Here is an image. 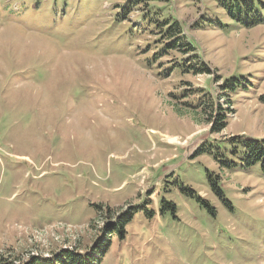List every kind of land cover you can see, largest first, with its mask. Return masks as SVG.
I'll use <instances>...</instances> for the list:
<instances>
[{
    "label": "rangeland",
    "instance_id": "1",
    "mask_svg": "<svg viewBox=\"0 0 264 264\" xmlns=\"http://www.w3.org/2000/svg\"><path fill=\"white\" fill-rule=\"evenodd\" d=\"M230 1L0 0V264H264L261 165L225 164L264 140V24ZM173 22L211 74L174 68Z\"/></svg>",
    "mask_w": 264,
    "mask_h": 264
},
{
    "label": "trees",
    "instance_id": "2",
    "mask_svg": "<svg viewBox=\"0 0 264 264\" xmlns=\"http://www.w3.org/2000/svg\"><path fill=\"white\" fill-rule=\"evenodd\" d=\"M256 2L255 0H236L235 2L230 1L224 6L228 10L227 13L230 19L244 25L245 27L252 28L264 24V0H257ZM159 34H161L167 41L165 43V53L177 51L182 55H188V59H182V64L179 63L178 65H175L174 68L179 66L180 71L182 70L183 73L185 72L184 74H211V69L207 65H199V61L195 59L198 57L192 55L194 51L193 46L188 41L182 26L178 22L170 24L167 31L161 29ZM242 79L243 77L233 78L232 80L227 81L228 84L223 85L224 92H227L229 95H236L242 92L244 88L247 89V86H243L244 83L240 84ZM209 117L210 118H207V122L211 125L210 131L212 134L220 133L227 128V114L223 109L220 110L219 113L210 111ZM231 141L232 143H230L234 145V155L237 156V159L236 162L226 161L225 164L228 165V167H237L239 161L240 166H244L246 170L260 164L261 172L264 174V140L259 141L254 139L249 140L237 138L231 139ZM200 151L203 152L204 150ZM217 181L218 179L215 182L212 181V189L222 196L223 191L219 187ZM193 194L194 192L191 191V195ZM197 199L200 200L199 197H197ZM105 252L106 250L102 253L104 254ZM100 262V257L89 252L85 255L74 252H64L63 254L56 256L53 260L49 259L43 262L35 261L32 264H100Z\"/></svg>",
    "mask_w": 264,
    "mask_h": 264
},
{
    "label": "bare ground",
    "instance_id": "3",
    "mask_svg": "<svg viewBox=\"0 0 264 264\" xmlns=\"http://www.w3.org/2000/svg\"><path fill=\"white\" fill-rule=\"evenodd\" d=\"M175 140V139H174ZM173 141V140H172Z\"/></svg>",
    "mask_w": 264,
    "mask_h": 264
}]
</instances>
